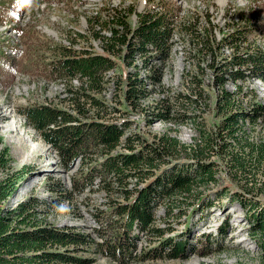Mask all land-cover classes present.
Returning a JSON list of instances; mask_svg holds the SVG:
<instances>
[{"label": "trees", "instance_id": "obj_1", "mask_svg": "<svg viewBox=\"0 0 264 264\" xmlns=\"http://www.w3.org/2000/svg\"><path fill=\"white\" fill-rule=\"evenodd\" d=\"M163 1L157 0L156 5L142 11L125 7L122 12L116 9L104 15L102 24L107 26V35L98 31L95 33L97 39L101 40L103 53L61 47V57L49 67V75L62 85L65 81L70 82L72 77L79 81L76 87H66L64 90L63 99L69 101L71 98L68 107L30 103L17 109L37 131L39 139L55 152L65 170L78 165V171L70 177L68 189L55 183L56 186L50 190L70 196L83 193L86 189L91 190L96 184L108 197L115 193L121 198L108 201L111 209L107 210L112 216L108 227L93 229L92 234L75 230L71 226L60 227L48 223L46 219H39L41 210L35 207L47 202L36 197H27L12 205L10 201L18 195L24 172L22 169H12L9 147L0 137V264H90L94 260L93 257L78 255L80 251L94 252L118 264L143 260L149 254L157 257L164 249L168 250L169 257L183 256L188 241L174 240L172 235H165L174 230L168 220L186 216L185 228L188 229L193 213L203 212L212 206V202L205 203L199 196L196 200L189 199L196 196L192 193L199 192L202 184L215 180V162L209 159L207 151H218L216 154L226 155L235 170H244L245 165L235 155L231 147L233 141L247 147L255 159L264 157L263 140L251 141L249 137L242 136L245 131L238 136L239 122L246 118L252 122L263 118L264 105L256 101L253 95L251 111L233 110L234 93L223 87L214 98L216 112L222 114L219 121L215 122L217 130L205 132L199 129L198 137L191 144L182 143L168 134L154 139L139 134L128 135L125 134L128 128L125 120L118 123L103 119V112L109 104L94 93L105 91L102 85L104 76L113 68L115 58L135 68L127 74L126 87L122 92L125 108L133 107L143 111L140 100L149 91L144 79L138 75L137 68L141 65L150 69V63L155 60H158V66L169 61L174 35L189 38L186 39L187 44L195 58L192 63L198 70L202 69V65L222 70L219 75L213 71L212 81H217L216 84L223 85L228 79L235 81L252 78L264 81V48L242 45L246 41V27L249 25L252 29L258 18V11L252 6L248 7V12L243 9L232 13L229 19L236 27L223 35L222 40L219 38L215 41L208 25L204 31L199 32L195 23L177 24L174 14L176 7ZM130 12L137 17L133 27L127 20ZM243 21L249 24L242 27ZM222 45L233 50L228 59L222 57ZM10 48L15 52V47ZM219 50L222 61L216 60ZM137 54L140 55L139 61L136 59ZM14 62L13 57L3 51L0 41V72H6L7 69L12 71ZM153 68L152 72L156 71L157 66ZM185 75L190 84L198 85L201 82V79L196 81V71H186ZM148 77L153 78L154 83L160 82L159 73H148ZM4 80L0 77V84ZM190 91L197 94L191 99L193 102L199 98L205 102L209 97L203 87H194ZM166 103L165 97H162L154 105L158 120H168L164 113V110L168 111ZM87 110L97 111L98 117L87 116ZM183 115L192 118V114ZM193 120L195 124L196 117ZM182 152L187 158L172 159ZM163 162L170 163L161 166ZM178 197H181V201H175ZM161 202L165 204V227L156 224L155 218V211ZM251 202L245 197L238 199L245 215ZM187 203L190 205H183ZM254 223V227L264 233L261 213L255 215ZM142 236H154L158 244L151 251L141 252L138 242Z\"/></svg>", "mask_w": 264, "mask_h": 264}, {"label": "rangeland", "instance_id": "obj_2", "mask_svg": "<svg viewBox=\"0 0 264 264\" xmlns=\"http://www.w3.org/2000/svg\"><path fill=\"white\" fill-rule=\"evenodd\" d=\"M163 2L176 7L174 14L177 24L195 23L199 32L204 31L208 25L215 41L219 38L222 40L223 35L236 27L229 19L232 13L243 9L248 12V7L252 6L258 11V18L252 29L248 22L241 23L242 27L248 25L245 30L246 41L242 45H258L264 48V0ZM156 3L157 0H0L1 48L15 61L12 71L7 69L6 72H0L1 79H5L0 84V137L9 147L12 169H22L24 172L18 195L10 201L12 205L27 197H36L47 202L35 207L36 210H41L39 219H46L48 223H55L60 227L71 226L75 230L92 234L93 229L108 227L112 219L107 210L111 209L108 201L121 198L115 193L108 197L96 184L91 190L86 189L83 193L70 196L50 190L59 183L68 189L70 177L78 171V165L65 170L55 152L39 139L37 131L25 121L17 109L30 103L68 107L71 98L68 96L69 101L63 99L64 90L66 87H76L78 81L72 78L70 82L65 81L62 85L49 75V67L61 57L62 46H69L72 50L87 49L90 52L103 53L101 40L97 39L95 33L98 31L107 35V26L102 24L104 15L116 9L122 12L125 7L142 11ZM127 20L133 27L137 20L135 13L130 12ZM98 27L101 28L98 30ZM186 39L189 38L173 36L170 60L164 65L158 66V60H155L150 63V69L138 66L137 73L144 79L145 87L149 91L140 100L143 111L133 107L125 108L122 92L126 87L127 74L135 68L126 66L120 58H115L113 68L104 76L102 85L105 91L94 93L109 104L104 114L101 112L103 119L118 123L125 120L128 122L125 134L128 135L139 134L154 139L156 136L168 134L182 143L191 144L198 137L199 129L205 132L217 130L215 122L219 121L222 114H217L214 98L220 93L221 87L234 93V104L231 107L233 110L251 111L249 109L254 104L253 95L256 101L264 105V81L252 78L235 81L228 79L223 85L216 84L217 81H212L213 71H217L219 75L222 70L204 65L198 70L192 63L195 58ZM10 46L15 47V52ZM221 51L222 57L227 59L233 53L226 45L221 46ZM221 51L217 52V61H222ZM139 58L140 55L137 54L138 61ZM156 66V71L152 72ZM186 71H196V81L201 79V82L198 85L190 84L188 76L185 75ZM148 73H159L160 82H152L153 78L148 77ZM194 87H203L206 90L209 97L206 96L205 102L202 98L196 102L191 100L197 95L190 91ZM162 97H165L168 106V111L164 110L167 121L158 120L156 117L157 110L154 105ZM86 113L87 116L98 117L97 111L87 110ZM183 113L192 114V118ZM239 124L238 136L245 131L242 136L249 137L251 141H264V117L255 122L246 118ZM231 147L244 163V170L233 169L226 155L208 150L209 159L215 162V180L202 184L199 192L192 193L196 196L189 199L196 200L199 196L205 203L212 202V206L203 212L193 213L188 229L185 228L186 216L168 220L174 230L165 235H172L174 240L188 241L184 255L169 257L168 250L164 249L157 257L149 254L143 260L136 259L127 264H264V233L254 227L257 213H261L264 218V157L255 159L247 147L239 146L236 141H233ZM185 158L187 156L182 152L172 159ZM169 163L163 162L161 166ZM242 197L252 201L246 215L238 203V199ZM49 201L52 202L48 204ZM175 201H181V197ZM164 208L165 204L161 202L155 211L156 224L160 227H165L167 223ZM157 244L158 240L154 236H142L138 247L141 252H146L151 251ZM78 255L93 257L90 264H118L91 251H80Z\"/></svg>", "mask_w": 264, "mask_h": 264}, {"label": "clouds", "instance_id": "obj_3", "mask_svg": "<svg viewBox=\"0 0 264 264\" xmlns=\"http://www.w3.org/2000/svg\"><path fill=\"white\" fill-rule=\"evenodd\" d=\"M74 77H76V76H74ZM73 78V77H72ZM78 79V78H77ZM78 85H79V81H78Z\"/></svg>", "mask_w": 264, "mask_h": 264}]
</instances>
